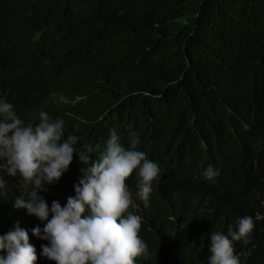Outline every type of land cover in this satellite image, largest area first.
Wrapping results in <instances>:
<instances>
[{"label": "trees", "instance_id": "trees-1", "mask_svg": "<svg viewBox=\"0 0 264 264\" xmlns=\"http://www.w3.org/2000/svg\"><path fill=\"white\" fill-rule=\"evenodd\" d=\"M0 94L23 121L63 119L89 161L113 129L125 144L139 134L163 175L135 264H208L207 230L245 214L262 218L234 254L264 264V0H0ZM5 182L0 234L19 226L35 264H55L32 235L45 221L14 207L29 193ZM74 196L72 185L61 207Z\"/></svg>", "mask_w": 264, "mask_h": 264}, {"label": "clouds", "instance_id": "clouds-1", "mask_svg": "<svg viewBox=\"0 0 264 264\" xmlns=\"http://www.w3.org/2000/svg\"><path fill=\"white\" fill-rule=\"evenodd\" d=\"M131 135L130 144H125L113 129L102 152L89 161L92 146L78 151L81 138L66 134L63 119L41 111L36 120L23 121L0 94V189L7 187L6 180L18 182L29 193L27 199L18 197L14 207L45 221L44 227L32 229L33 236L49 242L41 245L44 257L55 264H135L138 257L149 256L141 233L142 207L149 205L163 169L138 147L139 134ZM203 175L214 180L219 170L209 165ZM133 179L138 192L132 199L128 186ZM72 185L75 196L61 207L59 200ZM60 186L63 191L52 195L51 188ZM47 201L52 202L50 209ZM261 218L240 215L226 229H208V264H239L233 241L247 243L254 221ZM36 260L27 231L16 226L0 234V264Z\"/></svg>", "mask_w": 264, "mask_h": 264}]
</instances>
